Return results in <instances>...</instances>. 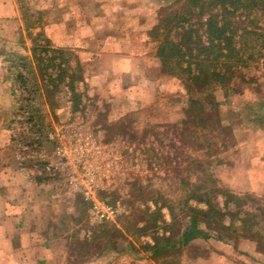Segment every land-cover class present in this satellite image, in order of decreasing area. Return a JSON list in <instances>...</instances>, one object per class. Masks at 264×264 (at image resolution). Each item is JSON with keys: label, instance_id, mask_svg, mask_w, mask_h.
I'll return each instance as SVG.
<instances>
[{"label": "rangeland", "instance_id": "obj_1", "mask_svg": "<svg viewBox=\"0 0 264 264\" xmlns=\"http://www.w3.org/2000/svg\"><path fill=\"white\" fill-rule=\"evenodd\" d=\"M61 1L17 0L21 23L7 25V33L19 35L0 36L1 76L12 102L0 117L10 141L0 159L39 187L50 238L62 239V252L71 256L103 261L121 256L129 264H264V49L262 58L236 70L227 89H213L215 110L205 94L192 92L206 110L196 116L182 81L161 73L148 32L153 57L139 73L145 98L141 86L124 84L130 77L123 81L94 63L81 68L73 39L64 38L62 46V38L49 37L76 24L62 22L75 7ZM170 1L160 0L158 9ZM47 40L69 63L67 68L61 58L54 60L66 69L62 80L60 69L33 58L34 47ZM222 190L234 196L225 207ZM87 193L112 214H93ZM191 193H208L232 228L212 232L221 240L197 239L153 255L150 247L179 241L188 206L206 209L189 199Z\"/></svg>", "mask_w": 264, "mask_h": 264}, {"label": "crops", "instance_id": "obj_2", "mask_svg": "<svg viewBox=\"0 0 264 264\" xmlns=\"http://www.w3.org/2000/svg\"><path fill=\"white\" fill-rule=\"evenodd\" d=\"M160 3V0L61 1L62 6L75 7L72 17H63L62 22L76 24L71 31L65 24L49 37L62 38V46L65 39H73L81 68L87 62L94 63V69L112 72L121 80L130 77L124 84L141 86L140 93L145 98L148 89L139 73L153 57L147 51L150 43L145 38L155 23ZM16 22L21 23L17 0H0V36L18 37L19 33L11 29L7 33V25ZM99 36L103 40H98ZM1 72L0 62V117H5L12 102ZM4 125L0 124V151H6L10 142ZM35 184L21 168L0 159V264H119L124 260L129 264L121 256L103 261L62 252V239L49 236L45 216L48 207L38 196L39 187Z\"/></svg>", "mask_w": 264, "mask_h": 264}, {"label": "trees", "instance_id": "obj_3", "mask_svg": "<svg viewBox=\"0 0 264 264\" xmlns=\"http://www.w3.org/2000/svg\"><path fill=\"white\" fill-rule=\"evenodd\" d=\"M178 4V8L172 10ZM155 17V23L148 34L157 44L155 57L159 60L160 71L182 81L187 95L190 96L189 111L196 116L206 110L204 102L194 99L192 92L205 94L208 106L215 110L217 102L212 97L213 89H227L237 69L246 68L262 58L264 0H172L157 9ZM38 46L33 49L34 60L44 68L60 69L57 77L64 79L66 69H61V65L54 61L61 58V62L69 67L62 51L49 48L48 40L45 46ZM49 52L52 56L45 57ZM73 81L72 75L71 82ZM16 111L15 115H20L23 107L18 104ZM28 112L31 113L32 109L29 108ZM27 121L33 123L32 115L27 117ZM33 127H37L32 132L35 134L41 127V120L36 121ZM219 193L227 197L224 207L229 200L234 199L228 191L222 190ZM209 198L208 193H191L189 199L204 204L206 209L188 206V225L179 241L160 248L150 247L153 255L177 245L187 246L197 239L221 240L220 237L213 236L212 232L220 230L225 233L232 228V223H224L223 209Z\"/></svg>", "mask_w": 264, "mask_h": 264}, {"label": "built area", "instance_id": "obj_4", "mask_svg": "<svg viewBox=\"0 0 264 264\" xmlns=\"http://www.w3.org/2000/svg\"><path fill=\"white\" fill-rule=\"evenodd\" d=\"M58 154H60V150L57 151ZM88 194V193H87ZM90 197V202L91 204V212H93V214L95 213L97 215V217H100L101 219H105L107 218V216H109L110 214H112V211L106 207L105 205H101L99 204L95 198L93 197L92 193L88 194Z\"/></svg>", "mask_w": 264, "mask_h": 264}]
</instances>
